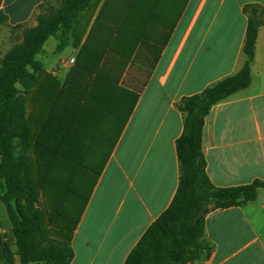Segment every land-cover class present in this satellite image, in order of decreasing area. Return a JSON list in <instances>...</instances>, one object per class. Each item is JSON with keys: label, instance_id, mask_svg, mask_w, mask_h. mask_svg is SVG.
<instances>
[{"label": "trees", "instance_id": "trees-1", "mask_svg": "<svg viewBox=\"0 0 264 264\" xmlns=\"http://www.w3.org/2000/svg\"><path fill=\"white\" fill-rule=\"evenodd\" d=\"M58 1L57 7L41 6L36 26L24 28L21 41L0 57V201L7 207L21 264L43 260L71 264L72 236L100 175L90 194L83 196L81 189L90 175L83 165L108 142L113 126L124 128L138 99L137 93L119 85L116 73L128 65L137 44L145 42L146 0H104L64 83L46 73L37 57L51 37L59 41L57 51H63L71 37L78 47L87 30L77 35L81 14L92 13L102 0ZM244 12L248 19L245 62L238 73L178 103L184 115V130L176 141L179 187L171 205L148 228L125 264H189L202 255L210 256L206 216L253 202L264 188L260 179L242 186H214L203 150L205 120L212 108L251 84L264 9L247 5ZM5 20L0 13V22ZM39 83L31 110L26 96ZM48 190L54 196L49 212L41 205ZM78 204L79 216L73 218ZM68 224L72 226L65 230ZM37 235L51 246L43 254L32 242ZM14 255L0 247L3 264H15Z\"/></svg>", "mask_w": 264, "mask_h": 264}, {"label": "crops", "instance_id": "crops-1", "mask_svg": "<svg viewBox=\"0 0 264 264\" xmlns=\"http://www.w3.org/2000/svg\"><path fill=\"white\" fill-rule=\"evenodd\" d=\"M52 1L57 0H0V13L6 17L0 22V57L21 41L24 28L36 26L41 6ZM103 2L92 13L81 14L77 35L87 30L78 47L72 40L77 54L64 69L46 72L59 82L67 79L75 64L71 60ZM194 2L146 0L145 42L137 44L128 68L116 73L119 85L137 93L138 99L124 128L118 124L110 133L115 143L73 233L71 264H125L179 187L176 141L184 130V115L178 103L238 73L245 62L244 8L264 9V0ZM40 87L30 93L32 98ZM203 150L214 186L264 181V25L251 63V84L212 108L205 120ZM0 219L9 224L1 202ZM205 240L212 247L210 256L189 264H264V188L253 202L211 211ZM15 264H21L19 258Z\"/></svg>", "mask_w": 264, "mask_h": 264}, {"label": "rangeland", "instance_id": "rangeland-1", "mask_svg": "<svg viewBox=\"0 0 264 264\" xmlns=\"http://www.w3.org/2000/svg\"><path fill=\"white\" fill-rule=\"evenodd\" d=\"M195 2L193 3V5L195 4ZM58 4H59L58 0L47 2L45 8L48 9L49 7H57ZM176 14L177 13H174V16L169 17V22H168L169 25L174 23L173 20L175 19ZM73 39L74 38L71 37V43L63 51H57L56 49L59 43L57 38L51 37L46 42L44 46L45 52L38 55L37 57V59L40 60L44 64L45 72L51 73L54 70V68H56L57 66L60 67L61 69H64V63L65 62L69 63L70 58L77 54L74 46L72 45ZM126 67L128 68V65ZM33 93L27 97L28 106L30 107L31 110L33 109V105H32ZM114 143H115V134L112 133L109 137L108 142H105L102 146H100L99 148L93 151L92 156H90L89 158L90 159L89 161H91L92 159L91 163H89L88 161L86 164L83 165V167L86 170L90 171V175L85 181L81 189V194L83 196H88L90 194V191L92 190V187L94 185V181H95L94 179L98 176L101 169L103 168L104 163L106 162V160L108 159L111 153V150L113 148L112 145H114ZM53 197L54 196L51 195V191L49 190L46 192L44 191L43 196H42L41 205L48 212L51 211L52 209L53 200H54ZM0 202L3 203V205L5 206L7 210V207L4 204V202L2 201ZM13 205L16 208V201H13ZM22 205L25 206L24 201L22 202ZM80 208H81V205L78 204L76 209L72 211L71 215L73 218H77L79 216ZM7 214H8V223H9L8 225L5 226L0 219V247L4 249L6 248L8 249V251L15 254L14 262L16 258H19L20 263H21V258L17 254L18 253L17 239L13 231V225L10 221L8 211H7ZM49 219H50V215L48 213V221H50ZM71 226L72 224L66 225L65 230H70ZM1 231H3V233ZM51 231H52V236L56 237L55 230L52 228ZM33 239L34 240L32 242H33V245L36 247L37 252L40 251L43 254L44 251L51 249V246L46 241H43L38 235L35 236ZM168 240L169 239H167L166 241ZM30 264H57V263L48 262L47 260H43L40 262L30 263Z\"/></svg>", "mask_w": 264, "mask_h": 264}, {"label": "built area", "instance_id": "built-area-1", "mask_svg": "<svg viewBox=\"0 0 264 264\" xmlns=\"http://www.w3.org/2000/svg\"><path fill=\"white\" fill-rule=\"evenodd\" d=\"M71 62H72V63H75V59H72Z\"/></svg>", "mask_w": 264, "mask_h": 264}]
</instances>
